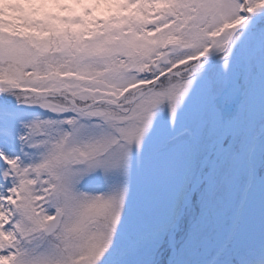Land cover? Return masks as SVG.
I'll use <instances>...</instances> for the list:
<instances>
[{
    "label": "snow or ice",
    "instance_id": "obj_1",
    "mask_svg": "<svg viewBox=\"0 0 264 264\" xmlns=\"http://www.w3.org/2000/svg\"><path fill=\"white\" fill-rule=\"evenodd\" d=\"M0 264H264V0H0Z\"/></svg>",
    "mask_w": 264,
    "mask_h": 264
}]
</instances>
